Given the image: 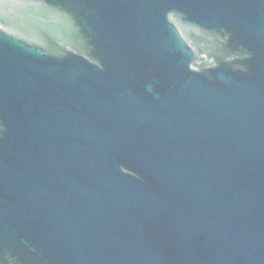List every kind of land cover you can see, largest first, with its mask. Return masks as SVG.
Returning <instances> with one entry per match:
<instances>
[{
  "label": "water",
  "instance_id": "1",
  "mask_svg": "<svg viewBox=\"0 0 264 264\" xmlns=\"http://www.w3.org/2000/svg\"><path fill=\"white\" fill-rule=\"evenodd\" d=\"M0 264H264V0H0Z\"/></svg>",
  "mask_w": 264,
  "mask_h": 264
}]
</instances>
